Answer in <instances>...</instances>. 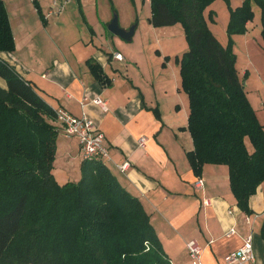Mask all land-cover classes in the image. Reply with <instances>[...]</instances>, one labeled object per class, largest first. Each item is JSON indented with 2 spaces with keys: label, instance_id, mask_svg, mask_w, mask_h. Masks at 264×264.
Listing matches in <instances>:
<instances>
[{
  "label": "crops",
  "instance_id": "0c3cea01",
  "mask_svg": "<svg viewBox=\"0 0 264 264\" xmlns=\"http://www.w3.org/2000/svg\"><path fill=\"white\" fill-rule=\"evenodd\" d=\"M35 1L43 20L33 1L2 0L15 48L0 51V57L52 108L85 115L103 133L109 152L105 165L122 187L139 198L171 264H190L186 249L190 239L202 246L204 264H226L224 256L248 235L254 261L234 264H264L260 235L264 181L248 199V214L236 204L226 165L206 163L196 175L187 159L193 142L187 129L188 98L181 88L176 61L186 48H166L161 35L170 30L152 25L138 30L139 22L130 40L111 33L106 0H69L60 11L55 10L53 0ZM120 27L128 29L125 22ZM260 30L261 24L253 26L248 21L246 32L232 38L239 78L264 124V40ZM118 51L121 60L112 56ZM91 63L110 79L109 84L96 79ZM0 87L6 88L2 77ZM96 97L106 102L107 110L93 102ZM56 126L52 174L63 184L73 180L83 156L78 140L66 136L60 124ZM140 136L145 137L143 147L137 142ZM246 145L250 151L247 139ZM124 160L129 167L122 172L118 165ZM198 177L203 179L202 187L194 186ZM232 227L235 233L226 236Z\"/></svg>",
  "mask_w": 264,
  "mask_h": 264
},
{
  "label": "trees",
  "instance_id": "16d2710c",
  "mask_svg": "<svg viewBox=\"0 0 264 264\" xmlns=\"http://www.w3.org/2000/svg\"><path fill=\"white\" fill-rule=\"evenodd\" d=\"M212 1L149 0V22H179L187 40L176 61L188 98L193 149L186 156L192 171L201 174L206 163L226 165L236 204L249 214L248 199L264 181V124L239 78L232 38L222 45L207 24ZM252 3L260 8L264 40V0L229 8V35L246 32ZM14 48L0 0V51ZM90 69L102 84L110 83L97 65ZM0 77L6 82L0 87V264H171L139 198L104 160L84 158L76 182L55 180V109L1 57ZM260 235L264 239V216Z\"/></svg>",
  "mask_w": 264,
  "mask_h": 264
},
{
  "label": "built area",
  "instance_id": "2783aa9c",
  "mask_svg": "<svg viewBox=\"0 0 264 264\" xmlns=\"http://www.w3.org/2000/svg\"><path fill=\"white\" fill-rule=\"evenodd\" d=\"M34 1V0H30ZM69 0H53L52 5L56 11H60L64 5ZM112 56L115 59L121 60L122 54L118 52H113ZM93 102L101 107L102 110H107V105L104 100L99 97L93 99ZM55 123H58L63 128V132L68 137H75L78 140L80 149L82 152L83 159H107L109 158V152L104 145V135L103 133L95 127L91 120H89L85 115L76 116L69 112L63 107L55 109ZM139 146H144L145 137L140 136L137 140ZM129 167V161L124 160L118 165L120 171H125ZM203 179L198 177L194 181L195 187H202ZM249 221V217L245 218ZM235 233V229L232 227L225 234L226 236H231ZM148 248V246H147ZM186 249L190 264H204L202 258L203 248L196 239H190L186 242ZM224 261L226 264H234L239 262H253L254 252L252 246L251 235L246 236L243 242L236 249L228 252L224 256Z\"/></svg>",
  "mask_w": 264,
  "mask_h": 264
},
{
  "label": "rangeland",
  "instance_id": "374dc122",
  "mask_svg": "<svg viewBox=\"0 0 264 264\" xmlns=\"http://www.w3.org/2000/svg\"><path fill=\"white\" fill-rule=\"evenodd\" d=\"M242 0H229V3L225 0H214L212 1L205 9V18L207 24L219 40V42L226 46L229 42V38H232L231 35L227 33V25L229 21V8H234L238 6ZM107 10L110 14V21L114 16L117 17L118 24L125 22L128 28L136 25L139 22L138 30L146 27H151L149 22L150 15V3L149 0H106ZM254 11L253 18L250 20L253 26L257 23L260 25V8L256 5H252ZM210 10H213V20L209 17L208 13ZM149 23V24H148ZM150 25V26H148ZM164 29L170 30L166 35H161L162 44L170 50H179L187 48V40L184 35L182 25L177 22L167 26H160ZM159 29L158 27H156ZM151 29V28H150ZM233 40V38H232ZM132 41H127L131 43ZM234 44V41H233ZM176 47V49H173ZM243 53H239V56H242ZM238 56V58H239ZM241 58V57H240ZM241 68V67H240ZM243 78V77H242ZM243 83V79H242ZM80 165L78 166L77 171L73 177L72 182H76L80 178ZM63 182V181H61ZM190 262V261H189Z\"/></svg>",
  "mask_w": 264,
  "mask_h": 264
},
{
  "label": "water",
  "instance_id": "95a60500",
  "mask_svg": "<svg viewBox=\"0 0 264 264\" xmlns=\"http://www.w3.org/2000/svg\"><path fill=\"white\" fill-rule=\"evenodd\" d=\"M107 29L111 33L119 36L120 38L124 40H130L134 33V25L128 29H123L119 26L116 16H114L112 20L108 23Z\"/></svg>",
  "mask_w": 264,
  "mask_h": 264
}]
</instances>
